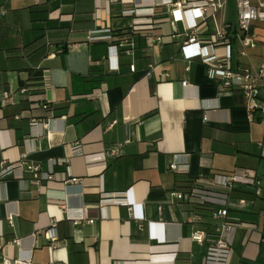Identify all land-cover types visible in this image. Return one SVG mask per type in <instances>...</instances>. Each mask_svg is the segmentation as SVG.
I'll return each instance as SVG.
<instances>
[{"label":"crops","instance_id":"crops-1","mask_svg":"<svg viewBox=\"0 0 264 264\" xmlns=\"http://www.w3.org/2000/svg\"><path fill=\"white\" fill-rule=\"evenodd\" d=\"M170 1L178 0H0L8 9L0 18V165L26 152L43 169L68 159L40 184L30 172L0 177V264H20L27 250L34 264H205L207 244L193 234L213 230L209 206L233 208L227 264H264V194L245 210L234 209L238 198H253L245 189H218L214 198L204 188L183 204L171 195L184 190L177 173L194 182L242 169L264 176V113L249 115L240 91L222 90L207 64L182 51L186 27L198 23L203 44L226 27L233 64L258 70L264 20L250 30L256 46L244 47L236 0L206 21L188 11L184 22L172 20ZM108 28L135 35L133 55L89 38ZM150 36L162 41L151 44ZM117 144L122 153L114 158L108 150ZM185 154L188 169L169 170ZM70 178L79 181L66 184ZM82 208L84 219L67 217ZM193 213L203 220L193 222Z\"/></svg>","mask_w":264,"mask_h":264},{"label":"built area","instance_id":"built-area-1","mask_svg":"<svg viewBox=\"0 0 264 264\" xmlns=\"http://www.w3.org/2000/svg\"><path fill=\"white\" fill-rule=\"evenodd\" d=\"M237 1V25L236 36L240 39V42L244 47L256 46V41L251 36L250 30L256 21L264 20V0H236ZM165 4H169V12L174 22H184L185 13L191 11L195 15V19L199 21H206L210 17L214 16L225 4V0H178L170 1ZM7 7L5 5L0 6V18L7 13ZM198 23L193 26L186 27L185 35L186 39L182 45V51L184 52L187 60L194 58H200L203 63L209 66V74L211 77L216 78L220 82V88L222 90L240 91L244 96V108L249 115H253L256 112L264 113V104L261 99V89L264 86V64L258 70H252L243 65L233 64V35L226 27L222 28V31L203 44L197 34ZM108 34L106 36H93L89 33V38L94 39H108L111 42L114 37L110 33L111 30H106ZM149 42H161L160 36H150ZM137 45V40L134 34H128L124 39L113 42L112 48H115L119 52H125L126 54L133 55ZM209 48L210 51L204 50ZM64 51V47L60 48ZM132 71L135 70V65L131 64ZM47 84V82H46ZM183 87L189 86L184 81ZM30 90L29 87L21 89L22 93H26ZM45 108H48L47 104H44ZM55 119L49 118L47 123L42 122L43 126H48ZM205 120L207 117L205 116ZM37 120L33 121L35 125ZM31 139L26 140L30 142ZM122 145L117 144L112 146L108 153L112 157H118L122 153ZM260 145L264 149V140L260 142ZM264 153V152H263ZM27 152L22 158L16 162L0 165V177L6 178L9 176L15 178H24L26 172H30L33 175V182L40 184L44 181L52 180L57 177L56 172L52 169L54 165H64L68 163L67 158H60L51 161V168L43 169L40 164L33 162H27ZM189 159L188 155H177L175 159L169 162L168 168L171 171H185L188 169ZM79 179L70 178L65 181L66 184L76 183ZM204 188H211L212 196L215 198L219 195L218 189L227 191H233L235 189H245L253 195L252 199L238 198L235 203V208L238 210H245L248 207L254 206L258 198L264 194V176L258 175L255 170L242 169L232 172L230 174L216 173L212 177L206 179L195 180L193 185L184 190H174L171 195L173 202L176 204H183L194 202V198L200 190ZM208 192V191H206ZM117 202L127 205V200L123 198L115 199ZM215 200V199H214ZM209 202H213L210 199ZM207 201V202H208ZM214 203V202H213ZM210 203V204H213ZM100 208L105 209L103 204L99 205ZM231 208L224 207L219 209H213L210 211V217L215 223L213 224V230L208 231L201 229L193 234V238L201 244H207V255L205 264H227L230 251L231 242L227 237V233L233 229L237 223L234 221L231 215ZM14 214H10L9 220H12ZM69 218L78 222L80 219H84V208L80 209L79 214H68ZM203 215L200 213H193L191 220L202 221ZM263 233H264V214H263ZM35 237V235H33ZM47 237L52 241H57L56 236L48 230ZM1 253V243H0ZM31 250L25 251L23 260L20 259V264H34L31 260ZM5 264H9V260L5 261ZM117 264H123L118 262Z\"/></svg>","mask_w":264,"mask_h":264},{"label":"trees","instance_id":"trees-1","mask_svg":"<svg viewBox=\"0 0 264 264\" xmlns=\"http://www.w3.org/2000/svg\"><path fill=\"white\" fill-rule=\"evenodd\" d=\"M128 34H131V33L130 32L120 33V34L113 33L112 36L114 37V40L111 42V45L113 44V42L124 39ZM193 182H194V178H191L187 176L186 174H181V173L176 174V187L178 189H187L193 185ZM201 205H206V203L201 204ZM206 209L211 211L210 206L209 208H206ZM208 216H210V214Z\"/></svg>","mask_w":264,"mask_h":264}]
</instances>
